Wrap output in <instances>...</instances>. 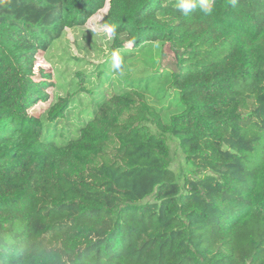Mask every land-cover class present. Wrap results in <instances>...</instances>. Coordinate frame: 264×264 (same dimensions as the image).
Segmentation results:
<instances>
[{
  "label": "trees",
  "instance_id": "obj_1",
  "mask_svg": "<svg viewBox=\"0 0 264 264\" xmlns=\"http://www.w3.org/2000/svg\"><path fill=\"white\" fill-rule=\"evenodd\" d=\"M195 2L0 0V264H264V0ZM104 7L116 80L36 70ZM154 41L176 61L137 70Z\"/></svg>",
  "mask_w": 264,
  "mask_h": 264
},
{
  "label": "rangeland",
  "instance_id": "obj_2",
  "mask_svg": "<svg viewBox=\"0 0 264 264\" xmlns=\"http://www.w3.org/2000/svg\"><path fill=\"white\" fill-rule=\"evenodd\" d=\"M106 9L107 7H104L102 10L97 11L84 26L68 29L64 36L48 52L40 51L36 63V70L42 68L52 72L54 80H56V76L66 78V80L74 76L79 81L81 75L90 74V80L84 85L92 90L97 88V91L99 90L98 85L104 84L106 81V72L110 74L113 72L112 78L116 80L118 75L113 69L116 62L114 61L115 53L111 47V31L102 24V18ZM167 43L154 41L142 47L139 52H136L134 58L129 62H136L138 64L137 70H142L143 67H147L150 70L159 71L176 61L175 53H173L174 51L171 45L170 51L172 53L165 52V45ZM68 59H70L68 61L69 64L74 61L72 67L69 69H60V65L66 64ZM111 63H113L112 66H110ZM98 72L104 73L99 80L96 79ZM78 74L81 75L77 76ZM49 92L51 96H55L54 89L52 91L50 89ZM83 96L84 98L77 99L75 107L71 111V114L68 115L74 127H77L83 118H89V112L81 113V110L87 108V102L90 101V97L85 98L86 95ZM163 103L166 104V101H163ZM165 104L164 108H167L168 104ZM38 106L42 108L44 104H38ZM175 111V109L168 110L167 116L174 114ZM165 139L169 147V165L176 174L177 180L182 182L183 177L190 175L194 167L188 162L177 138L171 134H166Z\"/></svg>",
  "mask_w": 264,
  "mask_h": 264
},
{
  "label": "clouds",
  "instance_id": "obj_3",
  "mask_svg": "<svg viewBox=\"0 0 264 264\" xmlns=\"http://www.w3.org/2000/svg\"><path fill=\"white\" fill-rule=\"evenodd\" d=\"M201 6L204 8L205 12H210L211 9L208 7L204 0H201ZM178 7L183 11L185 15H188L191 10L196 7L195 0H180ZM114 59L118 60V56L114 54Z\"/></svg>",
  "mask_w": 264,
  "mask_h": 264
},
{
  "label": "water",
  "instance_id": "obj_4",
  "mask_svg": "<svg viewBox=\"0 0 264 264\" xmlns=\"http://www.w3.org/2000/svg\"><path fill=\"white\" fill-rule=\"evenodd\" d=\"M165 52L166 53H172L171 51H170V43L168 42L166 45H165ZM174 53V52H173ZM174 55V54H173Z\"/></svg>",
  "mask_w": 264,
  "mask_h": 264
}]
</instances>
